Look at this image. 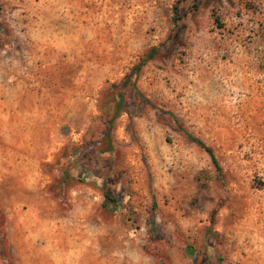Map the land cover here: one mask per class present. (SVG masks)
<instances>
[{"label":"rangeland","instance_id":"rangeland-1","mask_svg":"<svg viewBox=\"0 0 264 264\" xmlns=\"http://www.w3.org/2000/svg\"><path fill=\"white\" fill-rule=\"evenodd\" d=\"M18 104L50 117L40 176ZM38 231L98 264H264V0H0V264Z\"/></svg>","mask_w":264,"mask_h":264},{"label":"crops","instance_id":"crops-1","mask_svg":"<svg viewBox=\"0 0 264 264\" xmlns=\"http://www.w3.org/2000/svg\"><path fill=\"white\" fill-rule=\"evenodd\" d=\"M70 40H73V36L69 37ZM95 39V37H94ZM82 38H79V42ZM92 42V37L91 40ZM71 43H73L71 41ZM21 89L16 91L17 102L20 100V94L23 93ZM47 109V108H46ZM46 113V117L44 116ZM66 106L61 107V110L58 111V118L52 122V129L57 130V136L55 138L62 139L64 142L67 140L66 131L68 129H73L71 122L66 119ZM17 114V123L18 126L28 129L32 137L33 152L35 153L34 157L31 160V175L36 177L40 176L39 173V164L40 161H47L50 158H43L41 152L43 151V146L49 143L50 134H51V124L50 117L47 111L39 104H33V106H22L18 104ZM61 114V116H60ZM12 124L10 123V127ZM61 130L63 133L61 134ZM79 133L71 132L74 136L71 139H77L80 136ZM103 204V201L101 202ZM101 204V205H102ZM37 220V219H36ZM52 223L53 220H48ZM36 222H33L35 225ZM45 241L49 240L48 245L38 246L35 243L36 239L42 240V234L38 231L37 233L31 234L32 240L29 235L24 236L25 248L19 251V257L21 258V264H89L90 259L91 263L94 262L98 264L95 260V255L93 251L87 248H83L79 243H74L75 241H80L82 235L77 233H49L47 237L46 234ZM64 241L59 245L51 244L52 241ZM209 252V251H207ZM211 255V254H210ZM93 256V258H92ZM184 260L186 262L192 261V258H188L187 254L184 253ZM207 257L210 258L211 256ZM208 258L206 260H208Z\"/></svg>","mask_w":264,"mask_h":264},{"label":"trees","instance_id":"trees-1","mask_svg":"<svg viewBox=\"0 0 264 264\" xmlns=\"http://www.w3.org/2000/svg\"><path fill=\"white\" fill-rule=\"evenodd\" d=\"M144 61H146V60H144ZM117 98H118V104H117V106H116V110H115V114H114V115H116V114L118 113V111H119V109H120V105H121V103H122V98H121V96H120L119 94H118ZM111 122H112V121L110 120V126H111ZM110 126H109V128H110ZM183 132L185 133V135L187 136V138H188L189 140H191L192 142L196 143L201 149H203V150L209 155V157H210V159H211V162L213 163V165L215 166V168H216L217 170H220V166H219V164H218V162H217V160H216V158H215V156H214L212 150H211L209 147H207L202 141L193 138L190 134H188V133L185 132V131H183ZM103 137H104V139H106V140L109 139L108 129H107V131L105 132V134H104ZM71 158H72V157H71ZM62 174H63V176H64L66 179H68V178L70 177L66 171L62 172ZM102 195H103V198L105 199V201H108V202L113 201L112 198H111V196H110L106 191H103ZM102 205L104 206L105 204L103 203ZM208 242H209V241H208ZM187 251H188V253H189L191 256L193 255V254L191 253L190 250H187Z\"/></svg>","mask_w":264,"mask_h":264}]
</instances>
